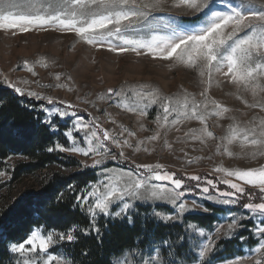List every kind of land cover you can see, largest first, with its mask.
I'll return each instance as SVG.
<instances>
[{
  "label": "rangeland",
  "instance_id": "rangeland-1",
  "mask_svg": "<svg viewBox=\"0 0 264 264\" xmlns=\"http://www.w3.org/2000/svg\"><path fill=\"white\" fill-rule=\"evenodd\" d=\"M35 2L39 7L43 0ZM196 2L206 5L210 0ZM242 2L243 0H235L236 4ZM247 2L255 7L260 6V0ZM247 10L250 8H245ZM207 22L205 13H197L188 8L183 0H160V7L152 13V31L143 28L137 31L145 38L152 34L167 36L174 30L198 31ZM230 30L231 25L225 31ZM247 32L244 29L237 37L243 38ZM226 71L225 66L220 72L215 68L210 72L202 61L192 65L175 58H153L146 50H141L140 55L131 49L113 52L106 42L103 46L90 45L79 35L54 26L34 28L24 33L16 30L15 35L11 31L0 30V87L14 90L9 83H5L7 80L22 89V96L40 102L41 108H59L76 114L75 117L63 119L52 116V125L49 127L57 135L55 146L60 144L64 148H70L74 143L77 147L87 148L85 135L97 127L110 134V139L104 141L99 153L83 155L79 152L56 150L66 155L63 162H67V165L54 168L66 173L89 170L98 175L96 181L89 182L76 193L75 206L93 223L89 230L78 225L72 227L71 229H76L74 236H77L80 229L82 233H90L93 227H98L100 233L99 225L107 220L133 222L138 218L156 226L168 225L166 233L171 236L166 234L150 239L151 241L148 239L145 247L125 250L113 257V264H255L258 254L252 249L257 247L258 242L264 241L254 235V227L259 220L251 219L243 204L262 202L259 190L224 172H217L216 169L222 167L235 171L264 167V145L250 144L239 132L244 128H256L259 131L264 122V109L249 106L264 102V76L245 85L242 82H232L230 77L223 74ZM108 89H114L121 95H109ZM29 91L38 93L40 98L28 95ZM134 93L156 99L157 103L152 104L149 99L135 103L138 97ZM47 97H51L54 103L49 104ZM165 101L171 102L178 109L177 113L169 117L168 122L164 121L161 108ZM185 101L189 110L193 102L200 105L199 111L206 116V125L196 118L182 114ZM212 101L228 111L217 116ZM68 105L72 107L69 108ZM130 108L137 110L130 111ZM46 119L45 115L44 121ZM77 120L89 127L76 131L74 125ZM172 120L177 122L173 124ZM205 127L213 133V137L206 135L203 131ZM54 128L58 130L54 131ZM67 129L73 130L71 139L64 134ZM234 134L236 139H232ZM98 135L102 139V132H98ZM152 136H157V139H150ZM124 141L128 143L125 144ZM229 152L232 154L229 155ZM18 156L10 157L7 161L8 169L0 171V207L13 203L28 192L38 190V175L27 176L23 180L13 179L9 170H12ZM97 159L103 163L91 167ZM143 164L161 165L160 171L174 173L176 178L182 179L187 187L178 191H183L184 196L176 204L171 201L137 200L130 197L124 201L132 205L127 216L122 212V203L111 206L112 213L121 211L120 217L98 214L93 218L89 214L93 201L90 200L88 204L77 203V196L86 193L94 184L105 181L106 174L113 178L114 183L123 187L126 178L117 182L116 177L121 173H135L138 171L137 166ZM145 174L151 176L146 170ZM191 176L201 179L190 180ZM224 179L240 183L246 192L254 194L253 199L250 201L247 196H243L236 205L208 200L207 194L201 191L207 186L206 180H213L216 184V189L209 187V194L216 196L217 190L231 191L222 183ZM166 186L171 187L170 184ZM181 203L185 205L183 213L179 211ZM210 206L223 208L224 211L214 213ZM141 207L144 209L140 211ZM205 208L208 211H204ZM189 209L195 211H188ZM33 215L37 216L36 213ZM169 215L171 219H168ZM194 215L213 216L215 220L202 225L194 219H187ZM233 216L237 219V226L230 230L228 225L232 223ZM33 230L45 236L52 235L53 240L47 254L55 256L53 264H75L65 250L68 242L59 238L60 233L67 235L70 229L44 224L33 225L30 231L8 242L9 250L14 255V264H42L47 258V255L39 252L21 254L12 251V246L25 240ZM206 243L212 250L201 258L199 254Z\"/></svg>",
  "mask_w": 264,
  "mask_h": 264
},
{
  "label": "snow or ice",
  "instance_id": "snow-or-ice-1",
  "mask_svg": "<svg viewBox=\"0 0 264 264\" xmlns=\"http://www.w3.org/2000/svg\"><path fill=\"white\" fill-rule=\"evenodd\" d=\"M183 3L188 8L197 13H205L208 17V22L198 31H178L174 30L170 35L160 36L152 34L149 38L139 35L138 29H147L152 31L151 23L152 13L160 7V0H43V3L37 6L35 0H0V30L11 31L13 35L16 30L20 33L29 32L34 28L46 29L48 26L66 30L75 33L82 37L90 45L103 46L106 42L109 50L113 52H126L129 49L141 54V50H146L153 58L172 59L188 64H196L197 61H202L209 69L215 68L220 72L223 67H227V71L223 74L230 77L234 83H244L247 85L250 82L257 80V77L264 76V0H260V6L255 7L249 4L247 0L236 4L235 0H210L206 5L196 2V0H183ZM234 5V6H233ZM227 9L226 11L224 9ZM245 8L250 10L245 11ZM231 25L230 31H225ZM247 29L243 38L237 37V34L242 30ZM119 42V43H116ZM259 61V62H257ZM27 62H25V65ZM31 71V69H29ZM9 83L18 94H24L22 89ZM119 96L121 93L114 89H108V94ZM255 95V88H253ZM28 95L40 98L38 93L28 92ZM138 97L135 103H139L145 99H149L152 104H156V99H152L144 94L134 93ZM49 104H53L51 97L46 98ZM63 103V102H61ZM215 108V114L222 116L228 111L227 108L212 101ZM250 107H260L264 109V102H256ZM71 108V105H68ZM207 105H205V108ZM163 111V119L169 121V117L178 112L176 106L171 102L165 101L161 104ZM183 115L196 118L206 125V116L199 111L200 105L193 102L191 109L187 101L182 105ZM130 111H136V108H130ZM47 119L43 123L52 125V116L55 115L61 119L65 117H75V112L68 110L61 111L59 108H42ZM141 114L143 110L141 109ZM177 121L172 120L175 124ZM89 126L84 125L82 121L77 120L74 128L76 131L87 129ZM58 130V128L53 129ZM208 137H213L211 131L207 128L203 130ZM98 132H102L101 136ZM240 136L252 145H264V122L260 125V130L256 128L240 129ZM65 136L69 139L73 137V130L67 129ZM234 134L232 139H236ZM87 148L77 147L73 143L70 148H64L57 144L55 149L49 148V151L62 150L79 152L83 155L90 153H99L103 149L104 141L110 139V134L107 130H101L97 127L96 130H91L90 134L86 133L85 138ZM115 140L114 137H112ZM150 139L155 140L157 136H152ZM199 139V137H194ZM125 144L128 141H124ZM232 153L229 152V155ZM123 155V153H121ZM103 163L97 159L91 167L99 166ZM138 171L121 173L116 177V181L126 178L123 187L118 186L113 182V178L106 174L105 181L94 184L86 193L77 196L78 204H88L93 201L89 208V214L95 216L114 215L121 216V211L116 213L111 212V206L114 203H122V212L127 216L132 205L124 202L130 197L137 200L157 199L162 201L176 202L184 196L183 191H178L182 187L186 188L182 179L176 178L174 173L162 172L159 169L161 165L143 164L139 165ZM146 173L151 174L149 177ZM217 172H224L229 177H235L237 180L244 182L247 185L255 186L259 190V198L262 202H249L243 204V208L247 209L251 219L259 220V223L254 227V235L264 241V167L259 169L248 168L246 170H226L222 167L216 169ZM190 180L200 181L201 177L191 176ZM223 184L227 185L231 191H219L217 195L209 194V187L216 189V184L213 180H206V185L201 191L207 194L206 198L215 203L232 204L240 203V198L247 196L251 201L253 193L246 192L245 188L240 183H236L231 179H224ZM170 184L171 187L166 185ZM197 187H200L197 184ZM103 189V190H102ZM208 211V209H203ZM179 211H185V205L179 204ZM188 211H195L189 209ZM171 215L168 219H171ZM130 219V218H129ZM90 223L93 221L90 220ZM237 226V219L232 217V223L228 225L231 230ZM92 231L99 234V228L93 227ZM75 228L70 229L68 234L60 233L59 238L69 243L73 242ZM87 235L88 232H85ZM203 235V233H201ZM210 239V238H209ZM53 237L51 234L42 235L37 230L31 231L27 238L21 241L18 245L12 246V251L17 253H43L47 258L42 261V264H53L55 256L48 255V249ZM212 249L206 243L200 252L202 258ZM258 254L255 264H264V242H258L257 247L252 249ZM27 264V262H26Z\"/></svg>",
  "mask_w": 264,
  "mask_h": 264
},
{
  "label": "trees",
  "instance_id": "trees-1",
  "mask_svg": "<svg viewBox=\"0 0 264 264\" xmlns=\"http://www.w3.org/2000/svg\"><path fill=\"white\" fill-rule=\"evenodd\" d=\"M44 117L40 102L19 95L9 87H0V171L8 169L10 157L19 155L9 170L13 179L40 177L36 192H28L13 203L0 207V264H14L8 242L30 231L33 225L44 224L64 230L77 225L88 230L91 228L89 217L81 214L74 203L76 193L89 182L96 181L98 175L89 170L66 173L54 168L67 165L63 162L66 155L48 150L54 149L57 135L43 123ZM210 208L214 213L224 211L219 207ZM143 209L141 207L140 211ZM187 219H194L202 225L215 220L213 216L198 215ZM99 226V234L90 230L86 235L80 229L76 239L65 245L75 264H113V257L125 250L145 247L148 239L166 234L171 236L166 233L168 225L156 226L138 218L133 222L107 220Z\"/></svg>",
  "mask_w": 264,
  "mask_h": 264
}]
</instances>
